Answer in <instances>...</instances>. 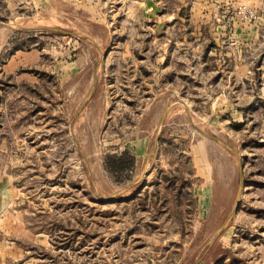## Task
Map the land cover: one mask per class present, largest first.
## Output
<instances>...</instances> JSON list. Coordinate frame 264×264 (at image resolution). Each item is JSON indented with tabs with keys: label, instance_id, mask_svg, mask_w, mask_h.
Segmentation results:
<instances>
[{
	"label": "rangeland",
	"instance_id": "374dc122",
	"mask_svg": "<svg viewBox=\"0 0 264 264\" xmlns=\"http://www.w3.org/2000/svg\"><path fill=\"white\" fill-rule=\"evenodd\" d=\"M188 2L0 0V264H264V194L237 202L244 131L216 101L218 69L257 59L187 25ZM123 151L135 165L110 170ZM253 157L244 177L264 176Z\"/></svg>",
	"mask_w": 264,
	"mask_h": 264
},
{
	"label": "crops",
	"instance_id": "0c3cea01",
	"mask_svg": "<svg viewBox=\"0 0 264 264\" xmlns=\"http://www.w3.org/2000/svg\"><path fill=\"white\" fill-rule=\"evenodd\" d=\"M198 1L199 0H189L188 3L190 6L194 5L193 7H196L199 5ZM242 4L253 6L255 9H258L262 15L251 23L249 21H243L238 16L227 18L225 15H221V13H218V15L216 13L213 17L210 16L212 9H234ZM200 7L202 8V16L200 18L191 16L190 18L181 17V19L184 21L186 20L187 25H194L196 29L202 27V32L199 33L201 36L204 35L203 33L207 32L206 28L208 26H217L218 32L215 33L216 36H214L213 39L218 41L222 39L226 41L228 36L233 38V41L236 43H234L233 51L229 53H232L234 58H238L240 62L243 61L241 58H247L248 56L257 59V68H242V65L237 66L239 68H232L228 81H226L223 70L218 69L217 83L219 87H222L225 91L223 94L220 89L216 96V101L219 106H223L220 110L223 115L231 117L228 121H233L235 127L234 132L237 133L238 131L236 127L244 131L241 135L243 138L241 142L245 143V147H240V150L238 149L240 153L235 151L239 157V194L237 196V202H245L246 200L262 201L261 197H259V193L264 194V176L256 175L255 177H244V173L246 175L247 166L243 165L241 154L246 149H250L254 155L252 158L253 164H260L262 159H264V0H200ZM173 21L176 23L179 21V18H174ZM247 47H250L249 54ZM242 73H245V81H243ZM243 86H249L251 88V94L247 97L241 96ZM230 90L233 93L232 99L228 98V100H226L227 92L229 95L231 94ZM227 110H231L228 112L230 115H226ZM260 121H263V123L259 124ZM139 149L140 148L135 145L132 151L138 156ZM236 149L237 148H235V150ZM217 185V192L219 194L223 189L222 180L220 182L218 179ZM259 188L260 192H258ZM215 189V183L213 181H204L201 185L202 196L199 202L201 204V213H203L204 216L209 217L212 213ZM260 208L261 211L264 210V206H260ZM242 210L243 209H239L237 215H234V218L239 214L241 215ZM231 213H233V210L229 211L225 221Z\"/></svg>",
	"mask_w": 264,
	"mask_h": 264
},
{
	"label": "trees",
	"instance_id": "16d2710c",
	"mask_svg": "<svg viewBox=\"0 0 264 264\" xmlns=\"http://www.w3.org/2000/svg\"><path fill=\"white\" fill-rule=\"evenodd\" d=\"M135 155L128 151H123L120 154H110L107 156L106 164L110 170L122 172L127 168H132L135 165Z\"/></svg>",
	"mask_w": 264,
	"mask_h": 264
},
{
	"label": "water",
	"instance_id": "95a60500",
	"mask_svg": "<svg viewBox=\"0 0 264 264\" xmlns=\"http://www.w3.org/2000/svg\"><path fill=\"white\" fill-rule=\"evenodd\" d=\"M118 195H119V193L114 195V197H117ZM233 213H231V215L227 218V220L225 221V223L223 224V226L221 228L225 227V225L230 221L231 217L233 216ZM152 264H158V263L153 262Z\"/></svg>",
	"mask_w": 264,
	"mask_h": 264
},
{
	"label": "built area",
	"instance_id": "2783aa9c",
	"mask_svg": "<svg viewBox=\"0 0 264 264\" xmlns=\"http://www.w3.org/2000/svg\"><path fill=\"white\" fill-rule=\"evenodd\" d=\"M252 12V10H250V13Z\"/></svg>",
	"mask_w": 264,
	"mask_h": 264
}]
</instances>
